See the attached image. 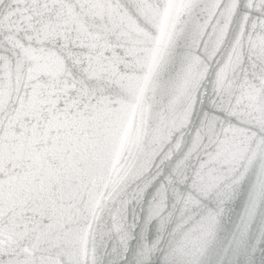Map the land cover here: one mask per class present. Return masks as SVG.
<instances>
[{"label":"snow or ice","instance_id":"snow-or-ice-1","mask_svg":"<svg viewBox=\"0 0 264 264\" xmlns=\"http://www.w3.org/2000/svg\"><path fill=\"white\" fill-rule=\"evenodd\" d=\"M257 166L249 219L264 0H0V264H98L105 214L126 249L152 189L147 222L174 223L168 264H199L223 211L208 202Z\"/></svg>","mask_w":264,"mask_h":264},{"label":"water","instance_id":"water-1","mask_svg":"<svg viewBox=\"0 0 264 264\" xmlns=\"http://www.w3.org/2000/svg\"><path fill=\"white\" fill-rule=\"evenodd\" d=\"M235 33H233L234 35ZM175 72V68L172 69ZM169 74H165V79ZM200 124L199 114L185 137V148L192 140V134ZM258 166L254 167L246 178L236 186L231 199L223 205L214 201L207 206L213 210L223 208L219 223L205 254L200 257L199 264H264V200L257 204L255 214L249 219V207L253 201L257 182ZM155 189L146 193L144 200L133 204L128 212L131 239L127 248L120 243L116 233L111 232L112 219L105 214L100 224V235L97 237L98 264H168L167 257L177 239L172 234L174 223L167 231H162L158 220L149 224L147 216ZM169 209L172 210L171 202ZM179 213V208L175 209ZM135 225L134 228L131 226ZM159 246L144 261L140 253L146 245ZM126 257V259H125Z\"/></svg>","mask_w":264,"mask_h":264}]
</instances>
